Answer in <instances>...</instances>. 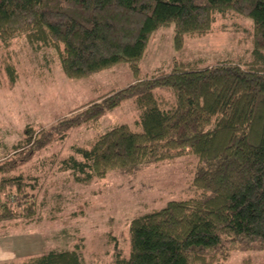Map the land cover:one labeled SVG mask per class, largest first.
Segmentation results:
<instances>
[{
	"label": "trees",
	"instance_id": "trees-1",
	"mask_svg": "<svg viewBox=\"0 0 264 264\" xmlns=\"http://www.w3.org/2000/svg\"><path fill=\"white\" fill-rule=\"evenodd\" d=\"M229 14L250 23L248 60L201 67L173 59L166 70L142 74L158 32L172 26L179 50ZM19 40L33 52L54 51L70 80L123 64L134 80L51 128L22 130L0 165V222L20 215L33 220L43 210L39 177L21 173L23 166L129 102L135 121L70 147L58 162L74 184L132 176L185 156L196 163L192 194L133 217L128 255L120 259L118 251L114 264H219L237 253H264V0H0V50ZM6 74L15 85L14 69L7 65ZM82 263L77 249H51L26 264Z\"/></svg>",
	"mask_w": 264,
	"mask_h": 264
},
{
	"label": "rangeland",
	"instance_id": "rangeland-1",
	"mask_svg": "<svg viewBox=\"0 0 264 264\" xmlns=\"http://www.w3.org/2000/svg\"><path fill=\"white\" fill-rule=\"evenodd\" d=\"M173 36L170 26L153 37L141 66L143 75L166 70L173 59L201 67L248 60L252 47L249 21L230 14L218 18L209 34L186 38L179 50L174 48ZM7 65L17 77L12 86ZM133 80L125 64L87 79L70 80L54 51L33 52L24 40L0 50V133L1 138L7 136L5 153L27 126L36 133L51 128L99 95ZM129 104L94 129L71 131L64 141H55L20 169L39 177L43 210L33 220L20 215L0 222V264H26L51 249H77L82 264H114L118 251L120 259L128 255V226L133 217L192 194L196 161L190 156L149 166L132 176L112 173L87 186L74 184L69 173L59 170L58 162L69 156L70 147L89 145L111 126L135 121L138 113ZM219 264H264V253H237Z\"/></svg>",
	"mask_w": 264,
	"mask_h": 264
},
{
	"label": "crops",
	"instance_id": "crops-1",
	"mask_svg": "<svg viewBox=\"0 0 264 264\" xmlns=\"http://www.w3.org/2000/svg\"><path fill=\"white\" fill-rule=\"evenodd\" d=\"M0 89H1V84H0ZM0 115H3V114H1V112H0ZM20 135H21V133H20ZM6 137H5V139L1 138V133H0V160H3L7 154V153H5V150H4L6 147V142H5ZM13 145H15V143Z\"/></svg>",
	"mask_w": 264,
	"mask_h": 264
}]
</instances>
